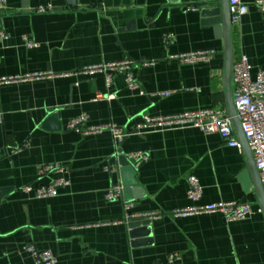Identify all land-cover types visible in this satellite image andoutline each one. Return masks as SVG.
I'll return each instance as SVG.
<instances>
[{"label":"crops","instance_id":"obj_1","mask_svg":"<svg viewBox=\"0 0 264 264\" xmlns=\"http://www.w3.org/2000/svg\"><path fill=\"white\" fill-rule=\"evenodd\" d=\"M205 1L6 0L0 146L27 147L0 157V264H39L28 246L51 251L57 264H168L171 256L170 264H264V214L236 133L240 148L196 128L152 130L119 144L108 131L85 135L69 128L83 115L82 130L108 124L131 130L144 116L227 112L224 39L205 23ZM254 1L243 0L249 11L233 28L235 61L248 59L253 80L264 72V13ZM170 34L174 41L166 43ZM208 50L215 51L209 62L173 58ZM126 60L136 63L138 91L127 88L122 74L110 86L105 74H80ZM34 73L56 77L1 83ZM99 95L116 99L96 101ZM134 153L149 159L136 167ZM49 164L66 168L60 177L68 185L39 199L35 190L55 178L39 175ZM191 177L203 188L197 202L188 198ZM119 185L122 196L108 200ZM26 186L34 191L24 192ZM221 202L249 203L253 214L232 223L221 213L175 215ZM146 214L158 217L133 218Z\"/></svg>","mask_w":264,"mask_h":264},{"label":"built area","instance_id":"obj_2","mask_svg":"<svg viewBox=\"0 0 264 264\" xmlns=\"http://www.w3.org/2000/svg\"><path fill=\"white\" fill-rule=\"evenodd\" d=\"M261 12L264 13V0H255L252 4ZM231 6V22L233 28H240L243 17L249 11V5L243 0H230ZM7 10L6 0H0V12ZM51 8H39L38 13H46L51 11ZM7 36L0 33V39H5ZM174 36L172 34L166 36V43H173ZM33 46V43H29ZM215 51H200L174 56L184 63L209 62ZM144 65H147L146 63ZM136 63L130 60L120 62H110L88 66L80 74L94 76L96 74H105L107 83L110 86L113 82L114 74H122L125 77L126 86L129 90L138 91L140 85L135 78L134 70ZM251 65L247 58L242 57L235 61L234 65V83L236 92V106L239 118L242 122L245 137L249 142L253 152L255 164L260 172L262 185L264 187V72H259L255 80L251 76ZM56 75L52 73H34L27 74L21 77L4 78L1 83L20 82V81H35L41 79H53ZM116 99L115 95L102 96L99 95L95 100L111 101ZM87 116L83 115L69 124V128L83 132L85 135H97L106 131L110 132L115 141L119 144L131 135H141L152 130H175L196 128L205 134H220L231 147L240 148L241 145L235 136V130L226 110L220 108H212L206 110H196L185 112L174 116L150 117L144 116L143 122L131 130H127L116 124H108L101 126H91L82 130L83 125L87 122ZM27 146L16 148H2L0 146V157L11 154H19ZM10 149V150H9ZM129 158L135 161L136 167L141 163L148 161L149 156L145 153H134ZM66 168L58 164L42 165L39 167V175L42 177L55 175L52 183L48 186L41 187L35 190V195L39 199L53 198L58 195L61 188L68 185V182L63 177ZM190 189L188 198L192 201H199L203 195V188L195 177H191ZM122 186H115L107 193L108 200H116L123 194ZM34 191L32 186H26L24 192ZM129 208V206H127ZM213 214L221 213L226 222H239L248 219L253 214L252 205L249 203L240 202H221L201 207H192L179 210L175 213L176 216H188L192 214ZM155 218L158 214H146L144 216H133V218ZM129 219V217H128ZM27 250L31 252L35 260L39 264H57L58 259L51 251H39L33 246H28ZM174 257H169L168 264L174 261Z\"/></svg>","mask_w":264,"mask_h":264},{"label":"water","instance_id":"obj_3","mask_svg":"<svg viewBox=\"0 0 264 264\" xmlns=\"http://www.w3.org/2000/svg\"><path fill=\"white\" fill-rule=\"evenodd\" d=\"M205 10L203 15L208 19L205 20L207 24L213 25L224 39V56H225V81L227 92V114L231 118L236 135L239 141L248 154L250 160L248 165V174L251 177L255 187L260 207L264 214V187L262 185L260 172L255 164L253 152L250 148L249 142L245 137L242 122L238 115L236 106V92L234 83V29L231 22V6L230 0H206L200 4ZM121 164L129 165L125 157L122 156ZM5 194V192H3ZM139 224H131V228H137ZM132 233H134L132 231Z\"/></svg>","mask_w":264,"mask_h":264}]
</instances>
